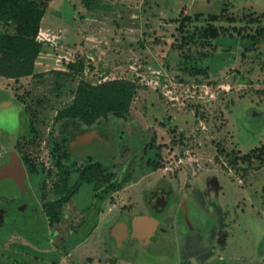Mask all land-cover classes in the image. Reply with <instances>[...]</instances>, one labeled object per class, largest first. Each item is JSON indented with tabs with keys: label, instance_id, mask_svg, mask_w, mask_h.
<instances>
[{
	"label": "rangeland",
	"instance_id": "1",
	"mask_svg": "<svg viewBox=\"0 0 264 264\" xmlns=\"http://www.w3.org/2000/svg\"><path fill=\"white\" fill-rule=\"evenodd\" d=\"M34 1L46 5L39 31L50 36L37 38L42 50L33 75L0 76V103L11 95L27 106L41 140L49 141L82 81L133 83L129 112L106 120L107 128L124 134L120 139L111 128L108 135L113 146L105 150L106 164L122 181L115 179L118 187L107 195L106 224L116 214L125 219L145 211L142 197L160 181L187 193L198 210L196 230L181 214L167 222L169 207L157 215L171 233L168 250L115 257L133 264H264V0ZM198 13L203 17L196 20ZM210 14L219 15L214 26L222 39L190 41ZM185 16L192 21L182 27L178 20ZM0 31L16 30L4 25ZM193 67L209 71L198 74ZM153 72L183 86L174 95L178 100L155 89ZM6 108L16 115L0 120L4 149L29 130L20 107ZM33 146L35 152L41 143ZM149 160L157 166L147 167ZM15 178L2 176L0 192L13 193ZM87 244L95 258L96 235Z\"/></svg>",
	"mask_w": 264,
	"mask_h": 264
},
{
	"label": "flooded vegetation",
	"instance_id": "2",
	"mask_svg": "<svg viewBox=\"0 0 264 264\" xmlns=\"http://www.w3.org/2000/svg\"><path fill=\"white\" fill-rule=\"evenodd\" d=\"M0 105V120H14V108L20 107L29 128L13 148L4 149L0 137V178H18L13 193L0 192V264H118L125 260L115 257L119 252L158 254L172 243L169 229L157 216L168 207L172 216L164 218L167 222L181 214L186 227L198 228L193 199L165 181L143 195L145 211L125 219L123 213L116 214L106 224L107 173L114 172V180L122 177L106 164L105 150L113 146L111 128L118 130L120 139L123 130L107 128L106 120L91 126L56 121V134L49 141L39 135L36 143L41 146L33 152L32 118L26 106L11 95ZM136 217L145 220L135 232ZM95 235L94 258L86 248ZM129 259L125 263L133 264Z\"/></svg>",
	"mask_w": 264,
	"mask_h": 264
},
{
	"label": "trees",
	"instance_id": "3",
	"mask_svg": "<svg viewBox=\"0 0 264 264\" xmlns=\"http://www.w3.org/2000/svg\"><path fill=\"white\" fill-rule=\"evenodd\" d=\"M90 9L92 6L90 5ZM46 13V5L34 0H0V29L2 26H15V33H3L0 31V76L8 79H20L33 75L35 61L37 60L42 45L37 41V36ZM203 14H196V20L202 19ZM208 24L188 35L190 41L199 40L203 44L210 45L214 41H220L222 29L214 26L219 15L207 16ZM190 16L178 20L182 27L191 22ZM194 73L207 75L209 68H192ZM136 87L129 81H109L99 85H92L82 81L77 87L73 103L61 111L56 121L74 122L77 125H93L98 121L107 119L115 120L117 117L129 112L132 105ZM28 113L31 111L26 106ZM32 118V116H31ZM32 145H35L40 135L33 122L30 123ZM155 141L145 146L147 152L154 147ZM53 150H58L57 147ZM147 167L157 166V162L149 160ZM114 172L107 173V193L118 187L114 181Z\"/></svg>",
	"mask_w": 264,
	"mask_h": 264
},
{
	"label": "built area",
	"instance_id": "4",
	"mask_svg": "<svg viewBox=\"0 0 264 264\" xmlns=\"http://www.w3.org/2000/svg\"><path fill=\"white\" fill-rule=\"evenodd\" d=\"M50 34L49 32H42L39 31L37 38L41 39L49 37ZM154 75V79H156L155 82V89H159L161 91V93L167 97H169L171 99V101L173 100H178L179 98L176 97L174 95H177V90H179V86L183 87L182 85H174L171 83L170 79L168 78V74L167 73H162V72H153ZM170 85V87H172L171 89L168 87ZM181 89V88H180ZM184 89H182V91H184ZM188 92L190 91V88L187 89ZM199 92H201V90L206 93V89H203L202 86H200L198 88ZM195 93V92H194ZM207 94V93H206ZM192 96V95H191Z\"/></svg>",
	"mask_w": 264,
	"mask_h": 264
},
{
	"label": "water",
	"instance_id": "5",
	"mask_svg": "<svg viewBox=\"0 0 264 264\" xmlns=\"http://www.w3.org/2000/svg\"><path fill=\"white\" fill-rule=\"evenodd\" d=\"M144 218L143 217H136L134 219V228H135V232L138 230L139 226L142 225V223L144 222ZM137 235V234H136ZM139 235V234H138Z\"/></svg>",
	"mask_w": 264,
	"mask_h": 264
}]
</instances>
